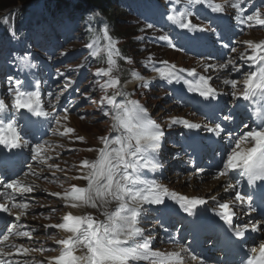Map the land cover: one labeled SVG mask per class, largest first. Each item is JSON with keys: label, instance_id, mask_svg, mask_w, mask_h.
I'll use <instances>...</instances> for the list:
<instances>
[{"label": "snow or ice", "instance_id": "6c2138e0", "mask_svg": "<svg viewBox=\"0 0 264 264\" xmlns=\"http://www.w3.org/2000/svg\"><path fill=\"white\" fill-rule=\"evenodd\" d=\"M190 2L202 5L206 0H190ZM208 6L212 8L213 12L223 11L221 5L209 3ZM233 6L239 8V2ZM180 15L181 28H187L192 31L199 30L201 33L215 32L214 29L199 28V26L191 23V21L185 23V14L181 13ZM254 16L258 19L260 12L257 11ZM253 18V16L248 17L249 20ZM168 19L175 20L176 17L170 15ZM259 23L264 24V20H259ZM165 39L167 38L165 37ZM253 47L259 49L261 44H255ZM232 51H235V49L233 48ZM248 59L256 63L257 60L264 61V56H258L256 52H253V55L249 56ZM109 62H112L111 58ZM158 71L165 78L178 79V76L174 75L171 71ZM16 83L18 85L15 100L16 108L27 109L28 112L38 117L48 116L49 113L43 111L40 107L39 93L21 92L19 88L21 82L17 80ZM110 83H116V81H110ZM225 83H231L233 87L236 85V81H225ZM243 83L244 91L240 95H243L246 100L251 99L257 94L264 96V65H261L256 71L247 74ZM195 90H199L200 95L205 97V99L215 95V91L211 88ZM119 94L117 92L113 94V97L106 98L107 103L113 105V109L115 110V115L113 116L115 122L112 128L114 131L120 132V135L115 137L113 143L119 145V148H113L111 152H106L102 149L99 160L91 164L85 161L84 163L92 169L90 174L84 177L88 181V186L87 188H75L73 192L76 200L81 201L83 204H90L92 207H96L97 198L107 204L108 201L104 199L105 197H111L119 201V207L115 212H105V220L103 221H97L91 215H65L63 217L64 222L53 227L64 229L72 235L67 239L57 241L58 244L63 245V250L59 256L53 258L56 264H140L142 261L149 262V264H170L173 259H175L176 264H180L181 258L178 253L166 254L154 251L151 247L150 238H146L143 230L138 226L143 203L155 204L158 206V210L168 208V204L164 199L167 190L162 186L156 185L154 181L142 180L138 175L142 168L150 167L155 170L159 167L158 164L151 163L145 154L149 151L156 152L159 149L160 141L165 135L164 130L147 116L146 109L139 106L137 102L129 101L127 104L115 103L114 97ZM5 107L4 101L0 100V113L5 111ZM107 114L106 112L105 115ZM23 116L24 114H21V118ZM257 116L264 122V113L258 111ZM228 118L225 117L226 120ZM177 122L179 121H173V123ZM186 126L189 128L199 127V125L187 123ZM212 130L223 131L219 124ZM0 131L11 133L10 138L6 135H0V145H3L4 148L11 150L29 145V141L24 140L17 132L14 122L5 126L3 121L0 120ZM68 131L72 130L69 129ZM244 135L246 138H252L255 141V146L249 149L247 154L243 156L234 151L228 157L226 168H242L244 174L248 176L250 184L255 183L257 180L264 181V130L248 131ZM104 139L107 145V138ZM239 143L237 141V146H239ZM40 149V145H36L33 148V151L37 153V156H34L33 159L38 158ZM12 155L16 154L13 153ZM11 160L12 156L7 153L0 155V169H4ZM223 174L221 173V175ZM17 185H21V182L13 181L8 183L7 187L15 189ZM21 187H23V191L25 192L32 190L31 187L23 185ZM254 197L264 200V184H261L258 189L254 190L252 195L247 196L250 209L252 208L251 202ZM173 198L175 199V197ZM235 199L243 201L245 197L237 193ZM197 203L202 204L204 201L189 200L187 204H181V207L185 212L191 213V206ZM13 206L26 208L27 204H14ZM220 207L227 209L228 205L221 204ZM0 211L8 212L9 208L6 205L0 204ZM221 216L225 221L230 222L229 215L221 213ZM257 230V226L253 224L252 231ZM6 231L8 234H12L14 226L8 227ZM15 234L21 236L28 235L26 232H16ZM244 235L245 233L241 230L235 231V236L237 237H243ZM3 240L7 241L8 235H3ZM10 246L17 248V252H28V249L24 248L23 245L19 247L16 245ZM77 249L86 251L77 255L75 254ZM256 251V248L251 249L252 253H256ZM0 253H3V249H0ZM260 254L261 259L259 262L255 259H249L247 264H264V242L260 244ZM193 259L197 258L193 257ZM0 264H3V262L0 261Z\"/></svg>", "mask_w": 264, "mask_h": 264}, {"label": "rangeland", "instance_id": "374dc122", "mask_svg": "<svg viewBox=\"0 0 264 264\" xmlns=\"http://www.w3.org/2000/svg\"><path fill=\"white\" fill-rule=\"evenodd\" d=\"M0 3H4L5 5H7L8 6L7 8H10V7H13L14 5L19 4V3L14 4V0H0ZM115 15H117V17L120 19L122 18L129 19L130 23L126 22L125 24H123V26L126 27L123 30L127 32V33H123V35L127 37V43H129L132 33L135 34V32H133L131 29H128V27H131L133 29L134 26L132 22L133 21L139 22L141 19L134 15H125L124 17H122L121 13H117ZM164 16H165L164 14L163 15L159 14L158 16L154 17L153 22L160 23V21L164 18ZM79 23H80L78 25L79 27L75 29V35L72 37L73 39L69 41L67 44H64L63 46V49H68L65 51L66 52L65 55L69 52L70 54L65 56V58H61V59L48 58L47 60L46 58H44V61L46 63L42 64L41 69H43L46 66L47 62L57 64L55 65L57 69L53 73H50V71H47V72L49 73V75H51V77L54 78L55 82L58 84L60 91L62 92L63 90L64 94L73 93V90L71 86L69 85L70 83H79V87H80L79 92H81V99L78 102V104L75 106L74 110L82 114V116L84 117H89L88 121L75 122V125L78 127V131L80 132L79 136L86 135L88 137V140L91 141V144L94 143L98 139V145L101 143L98 147L102 146V149L108 152L110 150V144L107 143L106 145L105 140H103V143H102V138H101V141H99V138H97L96 136L102 135V134L104 135L106 131V127L109 126L108 117L110 116L113 117L115 115V110L110 109V108L98 109L99 107H97V105L93 104L92 106V102L94 101L89 100V96L91 95L90 96L91 98L93 96L92 94H94L97 97L98 101L101 99L100 97L101 93L99 94L100 86H98V83L100 82L102 83L104 79L96 80L95 82V77L93 75V68H90V69L87 68L85 70L82 69L83 66L87 64V62L89 61L88 50L87 49L82 50L86 48L85 42H86L87 34L85 32V27L87 26V24L85 25V23L82 20H79ZM138 46L139 45H136V47ZM133 50L135 52L137 51L135 48ZM3 52L4 53L2 54L0 58L1 64H3L4 60H6V58L9 57L8 52H5V51ZM79 55H81L82 57L78 58ZM138 58L141 59L140 56ZM68 66H71L72 69H68L70 68ZM114 67L117 68V70L119 69L118 65ZM43 72H46L45 69ZM92 80L94 81L93 83H92ZM96 86H97V92H96ZM85 96L88 97V101H83V98ZM87 102L89 103V105H87ZM84 104L86 105L85 107H84ZM117 104H125V102L122 99V100H119ZM96 110H100V111H96ZM106 112L108 113L107 115H105ZM104 119H107V120L104 123H101L102 120ZM118 135H120V132L115 131V134H113L110 138H107L108 142L111 141L113 148H119V145H116L113 143V140ZM75 136H78V135L74 134V135H71L70 137L74 138ZM87 137H83V138L87 140ZM85 145L87 146L86 148L91 147V145H89L88 143H85ZM107 146L108 148L106 149ZM218 186H219V181H213L211 182L210 186H208L207 188L204 189L202 187H198L196 188V190L198 191L193 190L192 193L196 194L199 197H203V196L209 197L212 195L209 192V189H214V188H217ZM181 187H183V190L184 189L192 190L193 186L191 185L182 186L181 185ZM191 190L189 192H191Z\"/></svg>", "mask_w": 264, "mask_h": 264}, {"label": "trees", "instance_id": "16d2710c", "mask_svg": "<svg viewBox=\"0 0 264 264\" xmlns=\"http://www.w3.org/2000/svg\"><path fill=\"white\" fill-rule=\"evenodd\" d=\"M33 0H14V4H27L29 2H31ZM83 2L87 1V2H91L95 5H97L98 7L103 8L104 11H107L110 7H111V3L110 0H81ZM66 3V0H55V6L59 8L62 7L64 4ZM8 6L5 5L4 3H0V11L4 10L5 8H7ZM111 9V8H110Z\"/></svg>", "mask_w": 264, "mask_h": 264}, {"label": "bare ground", "instance_id": "6f19581e", "mask_svg": "<svg viewBox=\"0 0 264 264\" xmlns=\"http://www.w3.org/2000/svg\"><path fill=\"white\" fill-rule=\"evenodd\" d=\"M161 144V143H160ZM162 146V145H161ZM164 147H167V145H163ZM147 169H151L150 167L149 168H147ZM182 189H183V187H182ZM190 193H192V191L190 192ZM73 194V192H71L70 193V195H72ZM192 194H194V193H192ZM202 198H204V196L203 197H199V196H197V197H195L193 200H201ZM73 200H76V199H74L73 198ZM83 204L81 201H78L77 200V202H76V204L75 205H78V204ZM188 203V201H184V202H181V203H175L176 205H178V208H177V210H176V212L178 213V214H183V213H185V211L183 210V208L181 207V204H187ZM96 204H98V205H104V202H103V200H101V199H99V198H97V200H96ZM209 204H211V203H208V205ZM196 205H200V206H202L200 203H197V204H195L194 206H196ZM207 204H205V207H203V208H206V209H208V206ZM194 208V207H193ZM74 209L76 210V207H74ZM209 215H204V217H208Z\"/></svg>", "mask_w": 264, "mask_h": 264}]
</instances>
